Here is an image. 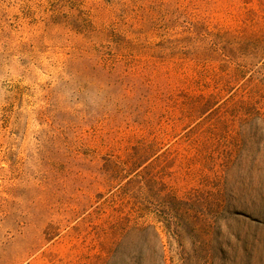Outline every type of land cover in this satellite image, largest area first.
I'll list each match as a JSON object with an SVG mask.
<instances>
[{"label":"rangeland","instance_id":"obj_1","mask_svg":"<svg viewBox=\"0 0 264 264\" xmlns=\"http://www.w3.org/2000/svg\"><path fill=\"white\" fill-rule=\"evenodd\" d=\"M0 264H264V0H0Z\"/></svg>","mask_w":264,"mask_h":264}]
</instances>
